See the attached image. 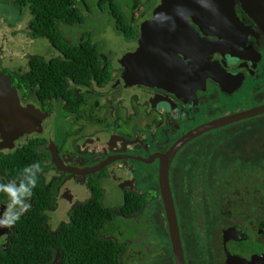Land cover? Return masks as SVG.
<instances>
[{
  "label": "flooded vegetation",
  "instance_id": "1",
  "mask_svg": "<svg viewBox=\"0 0 264 264\" xmlns=\"http://www.w3.org/2000/svg\"><path fill=\"white\" fill-rule=\"evenodd\" d=\"M94 1L99 12L108 9ZM6 2L19 8L21 17L3 27H9L14 37H43L31 35L27 7L16 0ZM160 2L147 8L148 0H138L132 8L138 12L125 22L109 13L115 30L128 44L119 56L112 51L103 53L87 34L63 35L58 29L67 44L80 48L88 42L97 54L83 81L67 78L64 83L62 79L54 95L38 88L31 77L19 85L15 76L33 74V58L46 68L52 59H65L61 49L44 37L54 55H27L26 63L8 66L15 59L14 49L7 50L10 44L0 46V73L16 89L32 124L10 147L8 143L3 146L0 138V157L35 150L41 165L38 189H33L28 201L31 207L20 220L38 210L41 224L56 234L71 222L83 191L88 194L82 203L99 197L102 206V196L109 191L116 202L111 208L115 215L97 232L118 248L119 264H175L158 181L160 165L168 159L185 264H264V114L193 133L221 117L264 105V0H211L201 7L206 14L204 30L217 34H205L188 17V29L179 31L172 42L185 66L174 65L173 48L168 49L171 39L167 38V47L158 57L167 60L168 68L155 71L152 85L127 84L120 58L136 49L140 25L152 18ZM85 4L77 7L81 21H60L59 25L73 29L82 25L84 13L94 16L87 0ZM23 22L24 28H18ZM213 41L218 49L209 51ZM188 60L195 66L190 68ZM219 69L224 71L222 85L205 77ZM239 78L241 84L235 88ZM244 84L250 89L246 99L250 104L241 102L230 108L226 101ZM256 124V129L251 128ZM227 128H233L231 134L223 133ZM214 153L216 162L211 159ZM10 159L6 158L7 166ZM22 178H9L0 168V183H19ZM58 203L68 205L69 221L62 220L50 232L51 214ZM9 204L10 197L0 192V214ZM20 220L14 227L0 228L2 252L9 250ZM53 253L46 264H60V250L53 248Z\"/></svg>",
  "mask_w": 264,
  "mask_h": 264
},
{
  "label": "trees",
  "instance_id": "2",
  "mask_svg": "<svg viewBox=\"0 0 264 264\" xmlns=\"http://www.w3.org/2000/svg\"><path fill=\"white\" fill-rule=\"evenodd\" d=\"M85 1L16 0L31 13L29 22L31 35L47 37L52 45L66 55L62 60L52 59L47 68L40 59L33 58V74L15 76L19 85H24L26 79L31 77L38 88L42 90L47 88L50 96L58 93L57 89L60 88L62 79L65 83L67 78L79 82L86 78L85 70L89 71L88 65L93 63L97 54L95 47L88 42L80 48L67 44L62 40L56 24L60 21L71 24L81 21L77 7L81 4L86 5ZM97 1L102 6L110 0ZM20 17L21 13L18 14L17 20ZM6 158H11L10 166L6 165ZM13 161L14 168L11 169ZM34 162L35 150L19 151L15 156L0 157V168L9 178H15L24 175L23 169ZM39 182L38 177L37 183ZM36 188L38 189V186ZM114 215V210L102 206L99 197H95L87 203L75 206L71 222L63 226L58 233L50 234L41 224L42 219L38 216L37 210L33 216L25 217L17 224L19 232L12 239L9 250L7 252L0 250V264H46L54 256L53 248L61 252L60 264H119L118 248L111 241L100 238L97 232L103 223Z\"/></svg>",
  "mask_w": 264,
  "mask_h": 264
},
{
  "label": "water",
  "instance_id": "3",
  "mask_svg": "<svg viewBox=\"0 0 264 264\" xmlns=\"http://www.w3.org/2000/svg\"><path fill=\"white\" fill-rule=\"evenodd\" d=\"M210 1L211 0H161L153 12L152 18L140 25L141 34L138 39V46L136 49L120 58V65L123 68L122 77L126 83H139L145 85L154 84L153 82H155L157 78L153 75L155 74V71L159 68H168V63H166L167 60H163L161 56L158 57V55H161L163 47H167L164 45L165 40L166 43H168L167 38L171 39L170 44L168 43V49H172L174 45L172 42L175 41L179 31H184L185 28L188 29V17H191L192 20L200 26L205 34H217L216 31L204 30L206 26V14L201 11V7L206 6ZM158 13L166 15L158 16ZM222 37L224 40H227L224 35H222ZM215 42H212L214 45L209 43V51L212 49H218V45H216ZM233 47L236 48V46ZM171 52L175 58V63L173 62L174 65L180 64L179 66L181 67L185 66L183 64L185 61L183 62L178 59L174 48ZM188 64L190 68L195 66V63L191 60H188ZM223 76V69H219V71L212 72V74L207 73L205 77H211L219 81L222 85L220 79ZM241 80L242 78L236 80V86H234L235 88L240 86ZM27 113L28 112H26L25 108L20 106L16 89L10 85V81L7 76L0 73V138L4 141L3 146H6L5 143H8L7 147H10V144L14 140H16L20 135L26 133L27 129L32 127L31 120H29ZM260 114H264V105L221 117L209 124L199 127L193 133L206 131L208 129H213L218 126L226 125L234 121ZM166 160L165 163H161L159 168V192L167 220L168 231L170 233L175 264H185L175 207L169 183L168 159ZM55 264H57L56 261Z\"/></svg>",
  "mask_w": 264,
  "mask_h": 264
},
{
  "label": "rangeland",
  "instance_id": "4",
  "mask_svg": "<svg viewBox=\"0 0 264 264\" xmlns=\"http://www.w3.org/2000/svg\"><path fill=\"white\" fill-rule=\"evenodd\" d=\"M87 1L90 5V12L96 13L94 16H91V13L89 15H86L84 13L85 19L82 25L73 26L74 28L72 29L62 23L59 25L58 22L57 28L61 30L63 35L68 34L69 36H73L74 33L78 32L82 33V35L87 34L91 41L99 43V47L103 53L112 51L113 55H115V53L117 54V56L123 54L125 52V47L128 44L124 41L121 33L115 30L113 18L110 17L109 13H114L117 18L122 17L121 19H124L123 22L129 21L133 17H135L136 13L138 12V9L132 10L138 0H110L107 4H103L104 8L105 6L108 7V9L104 10L103 12H99V7L98 5H96L97 2H95L94 0ZM148 2L150 5L147 8L156 5L158 0H148ZM80 7L82 8V5H80ZM25 12L26 11H23L24 17H26L27 13H29L28 10L26 14H24ZM18 14L19 8L15 9L11 3L0 1V46L7 47V45L10 44L11 46L7 48V50L13 48L15 57V59H12L11 62H9L7 65L13 66L14 64L17 65L18 63L24 64L27 62V55H44L48 58L54 55L55 51L48 39L44 37H35L28 39L25 38V36L21 37L19 34L14 37L12 31L10 33L9 27H3L5 23H15L17 21ZM24 22L23 24H20L18 28L23 29L25 26ZM112 53H110V56L112 55ZM249 90L250 89H247V85L244 84V86L231 97L230 101H226L228 104L231 103L230 108L235 107V105H238L241 102H243L242 104L249 105L250 103L246 101V99L250 97ZM242 99L244 101H242ZM256 126L257 124L252 125L251 128L256 129ZM232 130L233 128H227L224 129L223 133L228 135L231 134L229 132ZM211 159H214V161L216 162L217 154H212ZM106 185L109 184L106 183ZM146 186H148V183L144 184V187ZM83 192V196H80L81 204H83V201L85 202L86 194H88L86 191ZM113 198L114 197L111 196L110 192L108 191L105 197L102 196L103 206L110 209L112 207H115L113 205H115L116 202L115 200H112ZM67 209V204L58 203V207L51 214V225L48 227L50 232H53L54 229L60 225L59 222H61L62 220H65V222H67V220L69 221V214Z\"/></svg>",
  "mask_w": 264,
  "mask_h": 264
},
{
  "label": "clouds",
  "instance_id": "5",
  "mask_svg": "<svg viewBox=\"0 0 264 264\" xmlns=\"http://www.w3.org/2000/svg\"><path fill=\"white\" fill-rule=\"evenodd\" d=\"M160 15H166L158 13ZM41 165L34 162L23 169V178L16 182L0 183V192L10 197V204L6 212L0 214V228H11L20 220L21 216L28 211L31 204L28 202L33 195V189L37 186L38 173Z\"/></svg>",
  "mask_w": 264,
  "mask_h": 264
}]
</instances>
